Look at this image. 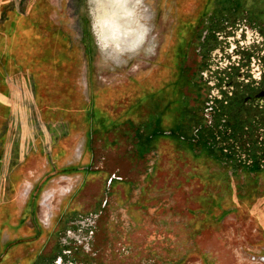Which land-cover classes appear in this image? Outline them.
I'll use <instances>...</instances> for the list:
<instances>
[{
	"label": "rangeland",
	"instance_id": "1",
	"mask_svg": "<svg viewBox=\"0 0 264 264\" xmlns=\"http://www.w3.org/2000/svg\"><path fill=\"white\" fill-rule=\"evenodd\" d=\"M31 1L10 0L4 8L0 0V22L6 9L12 5L23 13L32 12ZM45 2L47 7L42 13L62 26L75 44V60L78 61L76 88L82 85L87 74L89 86L86 83L82 90L85 97H92L89 107L80 104L77 96H70L68 106L60 103V114L74 117L75 124L71 133L60 136V142H71L72 149H75L76 156L69 163L71 165L87 159L88 145L83 146L84 137L95 134L92 144L89 138L91 157L81 167L84 172L97 170L99 173L85 179L86 173L81 174L78 170L68 173L66 167H59L60 171L51 175L45 166L37 173L29 166L23 167V171L26 169L23 179H29L33 185L43 182L42 191L35 211V194L28 200V206L21 209L26 200L18 197L23 182L16 185L13 199L8 197L10 200L4 204L6 213L0 218V264H42L48 255L56 257L55 246L68 239H72L70 248L79 250L68 254L76 259L74 264L84 261L79 254L87 255V264H264V222L261 221L264 215V171L256 177L252 175L258 178L257 181L245 183L243 180L247 179V174L237 173V178L227 183L223 179L225 175L217 174L223 166L205 150L192 152L186 144L180 146L172 138L159 137L155 156L147 154L152 139L147 140L144 132L154 124L157 109L152 97L158 94L168 96L161 105H167L166 116L159 113V118L163 120L165 117L167 121L171 116L170 108L174 109L178 103L182 107V101L185 105L184 96L187 107L197 106L194 101L197 95L206 101L212 87L203 80L200 90L193 86L183 88L182 84L181 92L175 93L170 82L164 80L161 91L145 88L138 96L134 92L130 95L129 86L133 82L148 83L150 74L157 70L155 61L160 46L167 38L168 50L170 44L175 45L174 36L172 38L175 26L182 24L179 20L197 14L198 0ZM102 11L127 25L139 24L143 30L146 28L143 46L117 58L112 46L102 45L94 33L95 13ZM256 12L255 8V12L249 15ZM255 17L258 18L259 14ZM190 54L189 58H192ZM191 62L189 60L187 64ZM178 67L176 59L169 65L175 76ZM105 88L110 90L108 94L104 92ZM100 95L102 100H99ZM73 99L74 111L70 109ZM168 100L169 105L166 104ZM86 103L89 102L86 100ZM138 106L146 111L136 115L134 109ZM200 106L195 114L204 116L205 121L204 109ZM187 107L186 122H190ZM80 111L89 117L90 125H86L88 122L82 119ZM176 111L182 122L184 112L181 109ZM240 114L246 118L247 111ZM68 121L60 119V128L67 126ZM163 128L168 129V124ZM179 128L176 124L173 127L174 131ZM51 130L56 131L55 128ZM194 130L191 126L189 135L192 137L196 134ZM51 152V159L57 165L66 153L55 138ZM46 176L51 179L42 181ZM68 183L71 184L70 191L64 194ZM26 184L20 191L22 198L28 195L29 186ZM51 188L54 197L46 202V208L42 205V198ZM0 195L5 196L2 184ZM63 198L68 200L66 205H72L66 206L69 211L74 210L77 215L71 218L70 224L62 220L68 210L61 203ZM18 210L20 214L14 215L13 212ZM50 214L51 217L47 218ZM37 226L44 229L40 231ZM72 226L76 227L73 229ZM84 228H92V233ZM8 237L12 238L11 241L3 244ZM35 239L38 240L36 244ZM40 253L44 256H39Z\"/></svg>",
	"mask_w": 264,
	"mask_h": 264
},
{
	"label": "flooded vegetation",
	"instance_id": "2",
	"mask_svg": "<svg viewBox=\"0 0 264 264\" xmlns=\"http://www.w3.org/2000/svg\"><path fill=\"white\" fill-rule=\"evenodd\" d=\"M38 1L44 0H33V4L38 3ZM254 5H257V7ZM197 7L198 11L194 17L187 16L184 20L178 21L182 24L178 23L172 32L175 45L170 44L171 47L168 50L169 40L168 38L165 39L163 45L160 46L155 61L157 70L150 74L147 84H134V94L136 93V96L140 95L139 92L142 89L145 90V88L161 91L165 85L164 80L170 82V88L171 86L174 87L175 93L181 92L180 86L182 84L183 88L193 86L199 89L203 86V80H205L206 85L212 87L209 98L203 101L199 99L201 96L198 94V98L194 100L197 106L187 107V98L183 94L182 96L186 101L185 105L182 101V107L178 103L174 109L170 108L171 119L167 118L166 121L165 117L163 120L159 118V113L166 116L165 108L167 105L165 107L161 105L168 99V96L164 94L154 95L152 98L157 107L155 109L156 119L154 124L148 127L147 132L146 130L144 132L147 140L152 139L151 149L148 150L149 152L147 151V154L150 153L152 157L155 156L156 141L159 137L172 138L177 140L180 146L186 144L192 152L196 150L203 152L205 150L208 155L223 166L219 168L217 174L225 175L223 179L228 181L227 183L230 182L229 180H234L237 173H244L245 176L247 174V179L243 180L245 183L257 181L258 178L255 177L264 171V0H198ZM254 7L257 12L250 16V13L255 12ZM43 8L45 7H36L35 11ZM17 9L21 11L19 7ZM256 14H259L258 18L255 17ZM189 54L193 55L192 58H189ZM175 59L179 62L176 76L173 70L169 68V65ZM189 60L192 61L190 65L187 64ZM167 62L169 65H167ZM167 103L169 105V100ZM147 105L150 106L149 103ZM200 105L204 109L205 121L204 116L199 117L195 114L196 108L200 109ZM186 107L188 109L187 116L191 117L190 122H186ZM180 109L185 115L182 122L179 121L176 114V110ZM244 110L247 111L246 118L240 117V113ZM134 111L137 115V112L142 114L146 109L144 110L143 107L141 109L138 106L135 107ZM161 121L162 124L160 125ZM166 124H168V129L163 128ZM175 124L179 125L180 128L174 131ZM191 126L194 127L196 132L193 137L189 135ZM61 130L62 128L59 131ZM94 135L91 134L90 138L86 134L89 158L92 149L89 145V138L92 144ZM73 154L75 155V149ZM243 154H245L244 157ZM88 157L84 162H87ZM82 164L79 163L74 167H70L67 171V168H65V171L68 173L76 170L81 171V174L86 173L85 179L91 175L97 176L99 173L97 170L90 169V171L84 172L81 167ZM90 166H93V164L91 163ZM87 167L85 166V168ZM58 169L52 167L49 170L48 168L49 175L56 173ZM228 173L231 174L228 175ZM252 175H255V177H252ZM44 179L42 181L47 182L51 177L46 176ZM12 183L5 185L3 188L5 196L2 199L0 210L4 215L6 213L4 204H7L10 200L8 197L13 199L16 191L17 183ZM26 183V186H29L27 197H20V191L25 183H22L18 193L19 199L26 198L21 209L28 206V200L35 194V199H33L35 211L43 182L40 185H33L30 180H27ZM8 188H10V191H8ZM70 188L71 184L68 183L64 194L68 193ZM46 192L43 194L42 203L43 201L44 203L42 205L47 208L46 202L54 196L52 194L51 198L46 200L44 199ZM67 201V198H63L61 200L62 205L65 207L72 206L70 204L66 205ZM71 211L74 210H66L62 218V220H66L67 224H70L73 216H77L75 211L73 212L74 215H71ZM50 217L51 214L47 218ZM261 221L264 222V215L261 217ZM78 222H82V220H78ZM72 227L74 229L76 226ZM38 228L40 231L44 229L42 226ZM67 230L70 231L69 227ZM87 230L92 233V228ZM71 241L72 239H68L65 243L62 242L60 245L55 246L54 252L58 255L56 257L46 255L47 260L42 264H74L76 259L70 258L69 253L75 254L79 250L76 247L70 248ZM36 242H38L37 239H35L34 244ZM79 255H81L80 258L84 259V261H80L81 264H84V262L89 263L88 260L85 261L87 255ZM39 256L44 255L40 253ZM66 258L68 261L65 260Z\"/></svg>",
	"mask_w": 264,
	"mask_h": 264
},
{
	"label": "crops",
	"instance_id": "3",
	"mask_svg": "<svg viewBox=\"0 0 264 264\" xmlns=\"http://www.w3.org/2000/svg\"><path fill=\"white\" fill-rule=\"evenodd\" d=\"M9 1L2 0L1 6L6 8ZM31 3L33 10L27 13L19 11L16 5L10 6L0 22V172L3 175L0 184L3 188L12 182H27L23 179V174H26L23 167L29 166L37 173L43 166L49 170L66 167L67 171L82 164L78 161L70 165L75 159L71 142H60V136L71 133L75 124L74 117L60 114L59 105L68 106L70 96H77L83 106L89 107L92 103V97H85L82 90L88 83L87 74L84 73L85 81L76 88L78 61L75 60V44L69 34L51 16L42 13L44 9L35 11L36 7H47L45 0L34 5ZM129 89L131 95L134 82ZM104 92L108 94L110 90L105 88ZM70 109L74 111V99ZM80 113L82 119L87 120L86 125H90L89 117L82 111ZM60 119L70 120L61 131ZM52 128L56 129L54 133ZM54 138L66 151L58 165L51 159ZM83 146L87 147L86 135ZM2 199L0 195V205ZM18 213L19 210L13 212L14 215ZM3 215L0 212V218ZM11 239L8 237L3 244Z\"/></svg>",
	"mask_w": 264,
	"mask_h": 264
},
{
	"label": "bare ground",
	"instance_id": "4",
	"mask_svg": "<svg viewBox=\"0 0 264 264\" xmlns=\"http://www.w3.org/2000/svg\"><path fill=\"white\" fill-rule=\"evenodd\" d=\"M93 26L98 41L106 47L111 45V49L117 58L126 52L137 50L144 42L147 34V29L143 30L139 24L136 26L127 25L113 16H107L105 11L95 13V25ZM52 190L51 188L46 192L44 199L51 198Z\"/></svg>",
	"mask_w": 264,
	"mask_h": 264
}]
</instances>
